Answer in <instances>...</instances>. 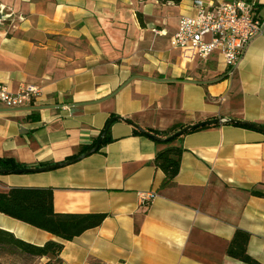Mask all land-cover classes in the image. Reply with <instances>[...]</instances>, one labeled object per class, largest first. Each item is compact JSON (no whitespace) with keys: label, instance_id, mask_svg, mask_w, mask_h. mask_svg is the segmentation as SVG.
<instances>
[{"label":"crops","instance_id":"1","mask_svg":"<svg viewBox=\"0 0 264 264\" xmlns=\"http://www.w3.org/2000/svg\"><path fill=\"white\" fill-rule=\"evenodd\" d=\"M195 1L0 0V81L13 93L42 90L32 107L0 104V158L27 168L65 162L94 148L115 116L160 138L216 118L264 127V29L232 73L216 59L188 64L170 40ZM254 1L264 22V0ZM136 131L115 120L96 153L0 174V192L51 187L57 213L107 215L64 242L61 264H245L227 255L237 230L250 233L248 253L264 264V132L222 124L185 134L175 185L159 190L160 146ZM149 191L157 194L144 208ZM0 228L35 245L61 241L2 213ZM11 250L17 264L56 263Z\"/></svg>","mask_w":264,"mask_h":264},{"label":"trees","instance_id":"2","mask_svg":"<svg viewBox=\"0 0 264 264\" xmlns=\"http://www.w3.org/2000/svg\"><path fill=\"white\" fill-rule=\"evenodd\" d=\"M158 1L161 3H179L181 0ZM257 10H259V5H257ZM182 128L174 130L171 135ZM196 130L199 129L190 132ZM136 133L143 134L139 130L136 131ZM181 139L182 137L175 138L168 142L156 141L160 149L156 153L154 166L164 173V180L159 190L170 188L175 185V179L180 173L184 154V148L180 144ZM108 142V137H105L103 144ZM78 156L80 155L72 156L68 158L67 161L73 160ZM27 167L28 166L22 165L13 159L0 158V168L17 170ZM154 193L157 194V192ZM252 193L255 195H262L255 191ZM0 213L46 231L61 240L49 241L44 245H35L18 238L12 232L0 228V255L4 256L0 258V264H17L15 261L18 260V258L14 260H12L13 258L10 259L12 255H17L14 251L12 253L11 249L29 256L50 257L56 260L55 264H61L59 257L64 249V242L72 241L86 231L99 227L107 217L104 213H57L54 208V189L51 187H13L7 192H0ZM249 240L250 233L244 230H237L229 244L227 255L245 264H260L248 253ZM47 264L52 263L50 261Z\"/></svg>","mask_w":264,"mask_h":264},{"label":"built area","instance_id":"3","mask_svg":"<svg viewBox=\"0 0 264 264\" xmlns=\"http://www.w3.org/2000/svg\"><path fill=\"white\" fill-rule=\"evenodd\" d=\"M194 15L182 16L171 37V46L188 64L208 63L212 59L223 64L229 73L238 65L247 45L263 32L254 0H229L204 3L196 0ZM38 86H22L16 93L0 81V104L8 109L32 107L41 98ZM156 194H140V205L151 206Z\"/></svg>","mask_w":264,"mask_h":264},{"label":"water","instance_id":"4","mask_svg":"<svg viewBox=\"0 0 264 264\" xmlns=\"http://www.w3.org/2000/svg\"><path fill=\"white\" fill-rule=\"evenodd\" d=\"M5 19V16L3 15V12L1 11V8H0V21ZM228 74L222 76L221 78L218 79L221 80L223 78H225ZM140 78H144V77H141L139 76ZM145 79H148V78H145ZM115 120H122V121H125L127 123H130L132 124L135 128H137L140 132H142L144 135L148 136L149 138H152L154 140H158V141H171L175 138H179V137H182L184 136L185 134H187L188 132L192 131V130H195V129H202V128H205V127H210V126H216V125H222V124H235V125H239V126H245V127H250V128H253V129H256V130H260V131H263L264 132V127H261L257 124H252V123H249V122H244V121H241V120H236V119H222V118H216V119H212V120H207V121H204V122H199L197 124H192V125H188V126H185L183 127L182 129L178 130L176 133H174L173 135L167 137V138H160L154 134H151L149 132H147L146 130H144L142 127L134 124L132 121H130L129 119H126V118H122L120 116H115V117H112L103 134L101 135V137L98 139L96 145L94 148H92L91 150L87 151L86 153L78 156L77 158L73 159V160H70V161H67V162H61V163H58V164H53V165H50V166H43V167H37V168H21V169H17V170H8V169H3V168H0V174H12V173H37V172H47V171H51V170H55V169H58V168H61V167H64L68 164H71V163H74L80 159H83L85 157H87L88 155H91L93 153H96L101 145L103 144V141L106 137V134L110 128V126L112 125V123L115 121Z\"/></svg>","mask_w":264,"mask_h":264},{"label":"rangeland","instance_id":"5","mask_svg":"<svg viewBox=\"0 0 264 264\" xmlns=\"http://www.w3.org/2000/svg\"><path fill=\"white\" fill-rule=\"evenodd\" d=\"M208 63H200L199 66L200 67H206ZM212 64L214 65L215 63L212 62ZM13 258V259H12ZM18 257L15 256V255H12L10 259L14 260V259H17Z\"/></svg>","mask_w":264,"mask_h":264}]
</instances>
